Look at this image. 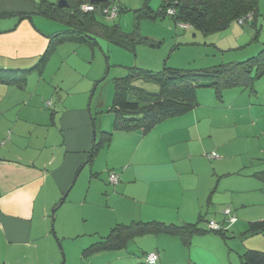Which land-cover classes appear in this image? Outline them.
Masks as SVG:
<instances>
[{
  "label": "rangeland",
  "instance_id": "obj_1",
  "mask_svg": "<svg viewBox=\"0 0 264 264\" xmlns=\"http://www.w3.org/2000/svg\"><path fill=\"white\" fill-rule=\"evenodd\" d=\"M161 3L162 0H150V6L154 10H157ZM259 8L261 12L259 26L261 30L263 26V30L259 40H253L250 47L260 45L264 38V0H260ZM135 9L136 7H127L116 17L98 15V19L108 25L120 24L123 32L132 33L136 20ZM61 25L59 30L66 29ZM138 27L139 35L147 38L149 43L136 41L133 47H127L97 35L98 45L94 47L90 44L79 45L80 50L75 55L73 48H70L73 44L57 48V52L51 54L54 56L43 78L36 72L29 75L26 92L30 90L34 92L39 88L40 94L47 96L45 104L53 100L52 109H56L54 107L57 105L59 95L64 99L68 97L67 103L65 100L66 106L71 104L69 101L77 102L78 97L83 100L88 97L85 104L90 106L95 118V131L97 130L99 138L100 131L114 130L115 114L110 108L116 92V78L126 76L134 67L161 71L164 67L205 68L245 60L248 58L247 55L240 57L243 49L228 48L230 43L235 41V36L245 35L246 29H254L250 24L242 25L234 21L225 30L206 34L191 26L187 29L181 28L171 16L153 18L145 15L140 17ZM262 48L263 45L250 56L257 55ZM52 80L55 81L51 82ZM54 82L63 83L57 91L51 86ZM148 87L151 90L158 88L155 85ZM14 89L19 94L25 93L23 90ZM242 94L246 97L239 99V95ZM197 95L199 105L195 109L177 116L179 118L171 117L162 122L174 118L162 126L170 129L168 134L167 131L164 134L160 133L163 128L157 130L156 127L160 123L153 128L155 130L148 133L149 138L145 142L133 138L120 143L116 136L114 138V133L112 139L114 138L116 145L120 147L127 146V149L121 148L126 155H131L127 166L133 159L135 166L154 167L158 169L160 175L174 178L173 172L168 173V170H173L176 176L179 175V183L184 189H188L182 209L188 213L187 222H197L199 215L202 214L205 219L199 221V227L209 229V221L214 220L222 225L224 235L210 230L194 236L189 246L184 245L177 236V238L170 235L138 237L129 244L125 252L137 255L140 264H146L144 252L150 251L153 246L167 253V259L189 258L191 255L197 264H242L240 255L245 249L264 251L262 238L264 235L247 233L251 218L258 215L257 211L262 209L260 204H263V201H258L257 205L250 203L251 206L238 213L243 203L246 204L253 199V193L247 191V184L237 183L239 179L237 177L240 176L233 173L237 170L235 168L238 166V160L248 158L249 152L253 153L258 145H264V139L259 142L255 138L261 132V127L253 125L254 119L249 115L251 106L263 109L262 103H251L249 99L255 98V94L238 87L225 90L222 100L212 87H199ZM61 103H64V100ZM133 132L139 133L138 130ZM140 133L143 135L141 131ZM106 149L96 157L94 165L87 163L83 167L64 203L57 209L54 218L53 216L50 218L48 225L53 253L48 257L49 263L55 256L59 264H87L82 256L85 247L107 235L111 228L119 223L129 224L133 220H142L139 217L140 213L136 211L147 207L131 198V194L136 195L139 186L135 190L133 185L125 183L129 186L125 191L109 182V172L119 174L122 172L123 177L130 180L132 176L134 177L132 170L124 174L121 168L112 169L111 164L107 167V162H120V157L119 151L113 150L115 145L108 153ZM257 149L260 150L261 146ZM212 153L219 157H210ZM254 154L261 155L260 152ZM224 157L222 170L234 175L223 176L222 173H218L220 169L215 170L214 164ZM126 168L125 166V170ZM97 172L99 176L95 177ZM124 180L121 181L122 184ZM115 192L121 195L116 196ZM211 195L213 197L208 199ZM229 206L238 217V223L233 228L226 222L227 215L224 213ZM172 222L175 223L168 221ZM244 223L245 226H241ZM78 234L79 236H76ZM174 239L179 241V244ZM45 247L47 248L46 245ZM240 248L245 249L238 253Z\"/></svg>",
  "mask_w": 264,
  "mask_h": 264
},
{
  "label": "crops",
  "instance_id": "obj_2",
  "mask_svg": "<svg viewBox=\"0 0 264 264\" xmlns=\"http://www.w3.org/2000/svg\"><path fill=\"white\" fill-rule=\"evenodd\" d=\"M48 1L58 3L59 0ZM145 1L97 0L98 6L102 8L116 6L139 8ZM41 2L42 0H0V69L32 68L46 51L50 43V36L61 31L59 22L38 13L37 8ZM254 31V29H246L245 35L235 36V41L230 43L228 49H243L240 57H244V55L249 57L254 54L264 43L263 38L260 45L250 47ZM67 44H73L70 48H73L74 55L78 54L79 45H84L67 42L59 45L58 48ZM53 56L49 57L41 74L37 71L30 74L36 72L39 77L43 78ZM53 81L55 80L51 82ZM55 83H52L51 86L57 91L63 83ZM27 84L28 82L23 87H19L0 81V264H59L60 262L55 256L51 263L48 261V257L53 253V243L48 225L53 216L51 208L54 209L59 205L65 193L69 192L74 185V180L80 171L87 164L96 136L93 115L90 106L85 104L88 97H85L84 100L78 97L77 102L69 101L71 104L66 106L65 100L67 103L68 97L64 99L59 95L57 105L54 107L56 109H52L53 100L52 105L48 107L45 104L47 96L41 95L39 88L34 92H32L33 90L26 92ZM151 86L153 87V85ZM14 88L23 90L24 95L17 93ZM255 89L256 92H252L255 94V98L249 97V101L262 103L263 109L259 106H251L249 115L254 119L253 125L257 124L261 127V132L255 137L261 142L264 139V76L256 82ZM245 97L243 94L239 95V99ZM63 100L64 103H61ZM170 120H174V118ZM170 120L158 125L157 130L163 128L162 126ZM169 130L165 127L160 133L164 134L167 131L168 134ZM138 132L116 131L114 138L116 136L120 143L133 138L140 142L147 141L148 133L142 135L140 131ZM114 138L109 147H104L100 152H104L107 148L106 152L108 153L115 145L113 150L119 151L120 162H107L106 166L111 164L112 169L115 170L121 168L122 171L124 170V174L128 170H132L134 177L132 176L130 180L123 177L122 172L120 173V183L123 179L125 180L123 184L121 183L122 185L117 184V188L127 191L131 185L135 187V190L139 186L136 195L132 196L131 194V198L147 207L146 209H137L136 213H140V219L174 221L177 224L187 222L188 213L182 209L188 189H184L179 183V175L176 176L173 170H168V173L173 172L174 178L169 175H160L158 169H154V167L135 166L133 159L130 162L131 166L129 164L127 166L131 155H126V152L121 151V148L127 149V146L116 145ZM133 145L135 144L133 143ZM259 146H261L260 150L257 149ZM257 147L253 153H248V158L244 157L238 160V166L235 168L237 170L233 171L235 175L240 176L237 177L239 178L237 183L247 184V191L253 193V199L246 204L243 203L238 213L251 205H257L258 201H263V204H260L262 209L257 211L258 215L251 218L250 222L264 220V181L254 176V173L264 170V145L261 144ZM256 152H260L261 155L254 154ZM224 163L225 157L214 164L215 170L220 169L218 173H222L223 176L230 175L231 172L222 170ZM96 176H99L98 172ZM115 195L121 194L116 193ZM122 196L125 197V195ZM212 197L211 195L208 199ZM237 223L238 220L229 226L233 228ZM245 224L241 226H245ZM260 234L263 236L264 232ZM162 235L164 234L156 237ZM172 237L177 238L176 236ZM174 240L179 244V241ZM242 249L245 248H240L238 253L243 251ZM150 251L158 252L159 262L157 264H197L191 255L189 258L167 259V253L161 252L159 247L153 246ZM146 253L147 251L144 252V255ZM83 259L87 264H140L138 256L125 252V249L101 251Z\"/></svg>",
  "mask_w": 264,
  "mask_h": 264
},
{
  "label": "trees",
  "instance_id": "obj_3",
  "mask_svg": "<svg viewBox=\"0 0 264 264\" xmlns=\"http://www.w3.org/2000/svg\"><path fill=\"white\" fill-rule=\"evenodd\" d=\"M66 5H58L48 0H42L37 8L38 13L44 17L62 23L66 29L58 31L50 36V43L39 58L37 64L26 69H0V81L15 84L23 87L33 71L42 73L45 65L52 53L59 45L67 42L77 44H90L92 47L98 45L97 35H102L109 41L123 46L133 47L136 41L148 42L149 40L139 35V19L143 15L156 18L161 16H171L177 25H187L203 31L204 33H214L227 29L234 21L242 25L247 23L253 26L255 34L253 40L258 41L261 34L260 21V0H162L159 8L154 10L150 6V1L136 8L135 27L132 33L122 31L120 24L108 25L98 19L97 11L99 7L97 0H66ZM91 3L96 6L95 11H85L82 5ZM118 8V16L124 8ZM120 8V9H119ZM173 10V13L169 11ZM108 16V15H105ZM115 16V17H116ZM111 17V16H109ZM9 74V76H8ZM264 76V43L263 48L257 55L250 56L245 60L221 63L205 68H176L164 67L161 71H152L141 68H131L126 76L116 78L113 105L110 111L115 114L114 130L100 131V137L96 136L87 163L93 165L99 152L108 146L116 131L133 132L141 131L146 135L165 119L177 117L195 109L199 105L197 89L199 87H212L220 100L223 93L229 88H242L251 93L256 92V82ZM144 82V83H142ZM158 86L151 90L148 86ZM46 105H52L49 101ZM93 127L96 129L95 118L93 117ZM212 153L210 157H217ZM109 182L111 174L109 172ZM96 175V174H95ZM254 176L264 181V170L254 173ZM216 189V187H215ZM211 197V196H210ZM62 201V200H61ZM60 201V202H61ZM231 207V206H230ZM232 213L236 215V213ZM226 215V214H225ZM237 217V215H236ZM205 219L200 214L199 220L195 223H168L162 220H133L129 224L119 223L111 228L110 232L101 236L96 242L85 247L82 251L84 258L90 257L101 251H118L126 249L129 244L138 237L158 236L161 234L177 236L184 245H190L192 238L198 234H203L210 230L224 235L221 224L219 228L210 227L205 229L198 226L199 221ZM228 219V215H227ZM226 222L231 225L236 221ZM247 233L259 234L264 232V220L249 223ZM150 253L159 254L157 251H149L144 255L146 264ZM242 264H264V251L254 248L246 249L241 254Z\"/></svg>",
  "mask_w": 264,
  "mask_h": 264
},
{
  "label": "built area",
  "instance_id": "obj_4",
  "mask_svg": "<svg viewBox=\"0 0 264 264\" xmlns=\"http://www.w3.org/2000/svg\"><path fill=\"white\" fill-rule=\"evenodd\" d=\"M82 9L85 10V11H95L97 8L95 5L91 4V3H85L83 4L82 6ZM98 11V9H97ZM170 13H173V10H170L169 11ZM99 14H104V15H108V16H111V17H115L118 13V8L117 7H106V8H102L100 9L99 8ZM181 27H184L186 28L187 25H184V24H181L180 25ZM48 104H50V102H48ZM119 180V175H117L116 173H112L111 174V181L114 182V183H117ZM224 213L226 215H228V221L229 222H234L236 221L237 217L235 214L232 213V209L231 207H227L225 210H224ZM210 227L214 228V229H217L219 228V225L214 222V221H211L210 222ZM158 260V255L156 253H150L147 257V262L150 263V264H154L156 263Z\"/></svg>",
  "mask_w": 264,
  "mask_h": 264
},
{
  "label": "water",
  "instance_id": "obj_5",
  "mask_svg": "<svg viewBox=\"0 0 264 264\" xmlns=\"http://www.w3.org/2000/svg\"><path fill=\"white\" fill-rule=\"evenodd\" d=\"M66 4H67L66 0H59V1H58V5H66ZM67 195H68V192L65 193V195H64L63 198H62V201L59 203L58 206H60V205L65 201ZM58 206L55 207V208L53 209V211H52V213H53V218H54V216H55V213H56V211H57ZM53 222H54V219H53Z\"/></svg>",
  "mask_w": 264,
  "mask_h": 264
}]
</instances>
